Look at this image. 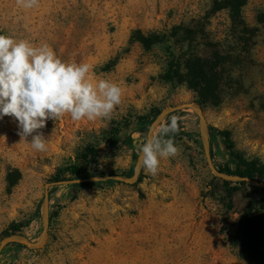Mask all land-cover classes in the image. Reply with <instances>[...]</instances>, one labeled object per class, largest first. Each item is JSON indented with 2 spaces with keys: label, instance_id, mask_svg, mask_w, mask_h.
Returning <instances> with one entry per match:
<instances>
[{
  "label": "rangeland",
  "instance_id": "1",
  "mask_svg": "<svg viewBox=\"0 0 264 264\" xmlns=\"http://www.w3.org/2000/svg\"><path fill=\"white\" fill-rule=\"evenodd\" d=\"M0 34L47 43L63 61L91 65L93 82L106 79L122 89L109 119L47 120L39 130L43 152L31 148V136L20 143L13 117L0 118V244L19 226L39 240L46 186L60 172L67 180L133 176L140 154L114 136L142 144L164 109L198 102L187 82L165 75L174 58H208L211 44L229 60L221 69L220 103L203 107L215 164H230L216 135L225 131L235 153L264 165V0H246L236 22L230 9L215 10V0H39L31 9L0 0ZM140 35L162 39L148 49ZM172 117L179 131L169 135L179 154L161 158L155 176L144 168L134 185L56 187L46 247L11 244L0 264H255L237 243L238 224L264 190L216 178L195 113L177 112L163 125ZM92 148L97 156L89 159Z\"/></svg>",
  "mask_w": 264,
  "mask_h": 264
},
{
  "label": "clouds",
  "instance_id": "2",
  "mask_svg": "<svg viewBox=\"0 0 264 264\" xmlns=\"http://www.w3.org/2000/svg\"><path fill=\"white\" fill-rule=\"evenodd\" d=\"M25 9L39 0H16ZM91 65L60 59L47 43L34 45L0 34V118L18 121L20 143L28 142L35 151L47 150L42 130L49 119L70 115L73 121L109 119L121 103L122 89L106 79L96 82L89 77ZM179 131L177 118L159 128L157 134L136 146L143 167L155 176L160 159L179 154L169 134ZM169 137V138H165Z\"/></svg>",
  "mask_w": 264,
  "mask_h": 264
},
{
  "label": "trees",
  "instance_id": "3",
  "mask_svg": "<svg viewBox=\"0 0 264 264\" xmlns=\"http://www.w3.org/2000/svg\"><path fill=\"white\" fill-rule=\"evenodd\" d=\"M245 5L246 0H226L224 2L215 0V10L230 9L234 22L240 19L241 11ZM137 39L145 48L150 49L155 44L161 42L162 38L158 35L147 37L140 35ZM210 47L212 50L208 58H202L194 54L189 56L185 55L183 63H181L179 59L177 60L174 58L169 64V68L165 75L166 81L187 82L190 89L196 93L198 102L203 107L206 105H218L220 103V89L223 82L221 69L229 62L227 56L222 54L218 47L213 44H211ZM182 67L187 71V74L182 73ZM216 135L219 140L218 146L222 144L223 158L230 162V164L224 167H217L220 171L230 175L248 177L264 182L263 164L257 161H248L241 155L235 153V145L230 138L229 132H217ZM114 139L115 143L127 144L131 149L137 152L134 140L130 139V142H124L122 137L118 138V136H114ZM87 153L89 154V159L95 158L97 156V149H88ZM66 171L72 175H78L79 173L77 170ZM95 176H104V174ZM63 180L67 179L64 178L60 172L52 182ZM9 183L11 187L17 184L14 179V174L9 176ZM110 183L111 181H107L84 184V186H93L95 184L103 186L109 185ZM236 184L245 185V183ZM13 234H21V226L14 227L10 235ZM237 243L248 260L255 264H264V198L251 200L248 207L240 214Z\"/></svg>",
  "mask_w": 264,
  "mask_h": 264
},
{
  "label": "water",
  "instance_id": "4",
  "mask_svg": "<svg viewBox=\"0 0 264 264\" xmlns=\"http://www.w3.org/2000/svg\"><path fill=\"white\" fill-rule=\"evenodd\" d=\"M180 111H192L198 118L200 137L203 144L205 157L207 160V165L211 170L212 174L221 180L229 183H245L251 187L260 188L264 190V182L256 179H251L248 177L230 175L220 171L213 158V148L211 141V128L208 123V120L205 115L203 106L199 102L189 103V104H178L173 107L164 109L151 123L147 138L150 139L152 135L157 134L159 128L163 126L165 121L173 114ZM144 167L142 156L139 155L134 174L131 177L111 175V176H92L88 178L81 179H72V180H63L57 182H51L46 186V190L42 200V224L43 230L41 232L40 238L38 241H33L27 236L22 234H13L7 236L0 244V256L3 254L5 248L11 244H18L24 247L29 248L32 251H40L44 249L47 245L49 235H50V226H51V192L54 188L64 185H84L91 183L107 182V181H116L126 184H137L142 176Z\"/></svg>",
  "mask_w": 264,
  "mask_h": 264
}]
</instances>
